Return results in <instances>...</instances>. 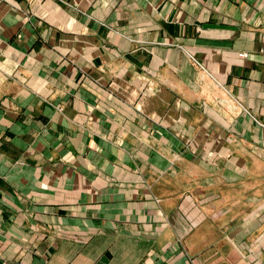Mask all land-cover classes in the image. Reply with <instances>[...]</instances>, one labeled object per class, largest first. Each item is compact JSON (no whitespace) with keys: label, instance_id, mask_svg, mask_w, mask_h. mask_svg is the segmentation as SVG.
I'll return each instance as SVG.
<instances>
[{"label":"crops","instance_id":"obj_1","mask_svg":"<svg viewBox=\"0 0 264 264\" xmlns=\"http://www.w3.org/2000/svg\"><path fill=\"white\" fill-rule=\"evenodd\" d=\"M71 3L80 4L79 18L55 0L44 2L55 9L54 15L40 7L34 16L45 36L61 34L64 28L81 36V53L64 62L53 54L25 58L24 43L10 46V36L25 28L23 15L0 4V64L20 76L16 98L32 100L42 67H50L57 86L47 83L41 90L65 100V116L56 115L48 123L54 132L38 134L41 126L35 119L33 145L64 143L72 158L68 165L33 160L12 171L11 161L0 159L2 190L12 180L23 194L51 196L50 202L19 203L15 210L22 212V219L0 218V264H148L157 249L175 240L164 216L180 230L189 224L188 217H196V212L189 216L185 211L190 201L191 208L197 205L186 196L202 192L187 185L195 178L185 171L186 157L172 153H181L182 140L171 134V126L186 133L205 124L211 131L226 130L229 115L245 116L241 106L264 122V0ZM183 48L212 78L199 74ZM65 50L73 51L71 46ZM23 72L34 74L28 85ZM7 81L0 82L2 97ZM186 91L193 96L191 112ZM180 111L189 114L188 123H173L171 114ZM33 113L27 109L16 116L21 122L20 115ZM208 114L207 123H201ZM0 128L10 129L3 107ZM43 137L59 140L48 143ZM13 141L18 147L26 145L20 136ZM238 202L245 203L244 193ZM218 205L231 206L227 199L214 203Z\"/></svg>","mask_w":264,"mask_h":264},{"label":"rangeland","instance_id":"obj_2","mask_svg":"<svg viewBox=\"0 0 264 264\" xmlns=\"http://www.w3.org/2000/svg\"><path fill=\"white\" fill-rule=\"evenodd\" d=\"M35 1V4L28 2L25 5L23 1L0 0V4L4 2L12 10L22 11L21 23L25 24V28L10 36L8 42L10 46H14V43H24L27 46L25 58L29 59L50 58V54H53L56 60L64 62L71 61V56L78 57V54L81 53V36L66 33V28L61 29V34L43 35L42 25L37 23L38 18H34L35 10L41 7L42 11L54 15L55 9H52L51 6L46 7L45 0ZM55 1L65 5L67 12L75 18L81 16L80 4L73 5L71 0ZM23 4L26 9L23 8ZM40 21L44 22L46 18L40 19ZM58 22L65 24L66 20H58ZM66 46H71L73 51H66ZM182 53L185 54L187 60L196 65L199 74H205L212 78L190 50L183 48ZM241 55L246 56L247 53L243 52ZM11 69L12 67L8 71L0 64V82L2 78L10 82L7 81L9 88L3 97L0 90V108H5L10 122L8 131H2L0 128V159L6 158L11 161V171L18 170L16 167H21L24 163L27 165L33 160L39 163L58 160L60 164L68 165L67 163H70L72 158L65 153L67 147L64 143L54 146L41 145V148L33 145L36 131L33 127L35 119H38L41 126L37 127L38 134L48 135L54 132L48 124L51 122V118L59 114L65 116V100L61 102V99L56 98L55 92L49 94L41 90L47 83L56 88L55 72H50V67H42L37 78V89L32 93L33 99L28 101L16 98L15 84L19 81L20 76L17 70ZM81 73L82 71L79 69L80 76ZM33 75L27 72L21 74V77L26 79L24 81L26 85H28V81H32ZM90 84L92 85V83ZM110 86H107L110 91H107L108 96L112 95ZM205 92L209 93L208 90ZM117 95L118 93L114 94L116 97ZM185 95L187 112H191L189 107L193 103V96L189 91H186ZM173 105L172 101L171 106ZM182 106L181 104L180 107ZM241 107L243 112H246L245 116L242 113L229 115L226 120L228 124L226 130L211 131L205 124L211 117L210 114L205 116L201 122L205 126L203 125L195 132L186 133L176 124L171 126V134L182 140L181 153H172L186 157L188 161L185 163V171L193 174L195 178L187 185L196 186L195 188L202 189V192L186 196L191 197L197 205L191 208L193 202L190 201L185 211L189 216L193 214V211L196 212V217H188L189 224H184L180 230L177 229L173 220L164 216L166 223L173 229L175 240L167 244L163 250H161L162 248L157 249L159 252L152 255L153 260H147L148 264H264V122L258 115L249 112L243 106ZM27 109H34L36 113H33L34 116L20 115L22 121L19 122L17 113H24ZM46 109L52 110L50 114H38ZM187 112L180 111L171 114L173 123L182 125L188 123L189 114ZM13 122L15 126H13ZM19 136L21 140L26 141V145L18 147L14 143V137ZM56 140L59 139L52 137L50 140L48 137H43V141L48 143H55ZM227 146L228 148H226ZM39 167L41 166L35 168L37 172H41ZM22 168L23 166L20 170ZM186 180L188 181V178ZM17 187L11 180L8 190H2L0 183V218L4 216L3 220L22 219L20 217L22 212L15 210L19 203L50 202L49 193L23 194ZM243 193L245 203L240 204L238 200L243 197ZM225 199L230 202L231 206H214L215 202ZM158 200L156 198V201ZM55 201L62 202L56 198ZM25 213L32 214L34 212L26 211ZM6 215L7 217H5ZM164 253L165 255H163ZM175 253H178L177 257H174ZM1 264L17 263L4 261Z\"/></svg>","mask_w":264,"mask_h":264}]
</instances>
